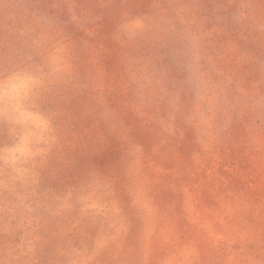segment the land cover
<instances>
[{
    "label": "rangeland",
    "instance_id": "1",
    "mask_svg": "<svg viewBox=\"0 0 264 264\" xmlns=\"http://www.w3.org/2000/svg\"><path fill=\"white\" fill-rule=\"evenodd\" d=\"M0 264H264V0H0Z\"/></svg>",
    "mask_w": 264,
    "mask_h": 264
}]
</instances>
